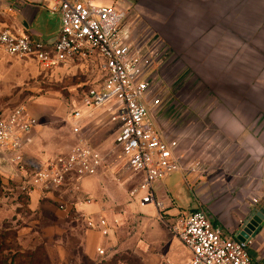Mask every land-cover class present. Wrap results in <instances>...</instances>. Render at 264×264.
I'll return each mask as SVG.
<instances>
[{
  "label": "rangeland",
  "instance_id": "rangeland-1",
  "mask_svg": "<svg viewBox=\"0 0 264 264\" xmlns=\"http://www.w3.org/2000/svg\"><path fill=\"white\" fill-rule=\"evenodd\" d=\"M104 1L125 9L129 14V21H136L138 29L142 31L148 29L144 18L152 20L150 11H156L159 0ZM174 1L168 2L173 6L176 5ZM241 1L251 8H264V0ZM95 3L98 4L97 1ZM42 14L34 26L47 42L57 36L61 18L58 13L48 9H44ZM241 18L243 20V17ZM259 18L264 19V10ZM254 20L253 15L246 14L245 20L240 22L243 25L240 26V40L245 43L244 58L239 63L240 78L237 75L219 79L198 77L190 70L189 63L170 62L164 67L163 85H160L165 87V90L168 88L170 92L163 95L162 90L157 89L156 95L163 99L161 106L166 108L161 111L157 109L154 119L159 132L165 133L170 139H181L180 152L186 167L192 162H202L204 167H221L223 161H219L215 166L212 162L207 164L206 161L207 158L211 159L212 153L221 154L225 146L221 131L211 121L212 118L223 122L237 118L239 113L242 117L253 118L254 111L248 108L259 105L264 109V20ZM257 26L261 29H256ZM234 27L237 25L231 22V34H236ZM237 65L229 64L230 68H236ZM205 66L206 64L203 65V70ZM211 67L212 64H207L209 74H212ZM105 75L98 57L88 60L75 59L67 66L59 68H45L32 60H19L0 49V113L8 114L19 106H26L41 122L38 108L49 106L53 110L48 115L49 119L56 118V113L60 112L67 118L72 109L82 106L90 89L102 84ZM229 90L234 93H229ZM242 105L246 106L245 111L240 109ZM56 110L58 111L55 112ZM57 117L59 119V116ZM96 122L87 128L86 135L92 140V135L100 132V144L111 142L120 124L110 126L109 120L100 119ZM67 134L64 142L66 146H73L75 138L70 139L71 130ZM59 145L53 152L56 155L64 152ZM13 164L11 160L5 163L0 161V200L2 205L14 210L12 214L16 219L19 214L24 216L29 213L28 182L31 171L21 178L18 175L20 167L15 165V168ZM23 167L26 170L31 168L27 163H24ZM188 170L173 172L157 184L155 193L166 206V210L161 214L152 205H140L139 197L130 196L129 191L140 184V177L121 167H118L116 172H109L114 182L127 183L129 190L122 185L111 186L112 193L116 192L126 203H119L108 213L113 229L110 237L104 239L101 245L107 250L105 257L93 253L84 254L83 249L78 248L77 242L74 241L58 243L62 245L60 248L42 245L35 249L26 248L18 239L17 229L14 227L16 225L6 220L0 228V264H188L189 250L168 227L177 217L189 215L196 205L192 176H189ZM83 180L81 179V182ZM50 203L42 209L45 214H51V217L57 220L59 218L54 214L57 209L60 210V204ZM159 217H164L165 223L160 221ZM26 240L28 243L27 238ZM63 251L67 253L66 258L63 257ZM248 252L253 256L251 246L248 247Z\"/></svg>",
  "mask_w": 264,
  "mask_h": 264
},
{
  "label": "crops",
  "instance_id": "crops-1",
  "mask_svg": "<svg viewBox=\"0 0 264 264\" xmlns=\"http://www.w3.org/2000/svg\"><path fill=\"white\" fill-rule=\"evenodd\" d=\"M43 1L0 0V28H9L19 35H28L36 40L44 41L34 26L38 18L43 15L44 9L50 11L49 5ZM96 1L98 4L110 3L104 0ZM168 1L170 0L157 1L156 11H150L152 20L147 17L144 18L146 27L151 30V32L149 30V37L152 40L148 41L154 44L159 53L157 64L154 66L156 81L151 89V95L159 98L156 95L157 89H161L163 95L170 92L168 88L165 90V87L160 85H163L164 67L170 62L174 64L178 62L189 63L190 70L198 77L219 79L237 75L240 78L239 63L244 58L245 51V43L240 40V26H243L240 22L245 20L246 14L253 15L254 21L258 18L261 22L264 19L259 17L264 8H251L247 6L246 2L242 3L241 0H175L176 5L173 6ZM231 22L237 25L233 28L236 34L230 32ZM125 27L131 28L134 35L148 30L141 31L138 29L137 22L129 21V17ZM256 29H261V27L257 26ZM230 63L238 65L236 68H230ZM205 64V70H203ZM207 64H212V74H209ZM228 92L234 93L231 90ZM160 99L162 105L163 99ZM115 106L114 103L108 104L95 111L92 116L86 115L81 122V132L78 135L73 133L71 122L73 109L67 118L63 112H60L56 113L59 119L57 116L56 118L53 117L54 119H49L48 115L53 110L49 106L41 108L39 106L40 114L38 116L41 122L33 115L38 120V125L25 137L21 150L18 153H12L0 148V161L5 163V161L11 160L14 166L18 165L20 167L18 175L21 178H24L28 171H31L28 182L30 185L27 206L29 213L24 216L19 214L15 219L14 214H12L14 210L4 204L2 205L0 200V228L3 227L6 220L14 223L21 245L30 249H35L40 245L60 248L62 245L58 243L64 244L68 241H74L77 242L78 248L83 249L84 254H98L97 249L102 247V242L108 237H103L97 231L89 229L79 216L87 215L97 218L98 215L105 214L111 221L108 213L113 211L119 203H126L122 197L116 195V192L112 193L111 186L113 184L122 185L129 190L128 184H118L109 175V172H116L118 167L124 169L123 158L120 156L108 157L105 165L95 175L83 178L82 182L81 180L78 182V192H73L71 186L70 188L48 191L32 186L30 181L32 174L38 168L58 156L67 155L81 139L87 140L93 147L106 154L112 147L120 126L114 133L111 142L106 141L101 144L99 143V139L102 138L100 132L92 135V140H90L86 135V130L89 126L95 125L97 119L100 121L109 120L110 126L119 124L112 121ZM77 108L83 114H87L89 110L83 105ZM165 108L160 106L154 109L152 112L153 119L157 109L161 111ZM240 109L245 111L246 106L242 105ZM248 110L254 111L253 118L242 117L239 113L237 118L233 117L223 122L217 118L211 120L221 131L225 146L221 150V154L212 153L211 159L207 158L206 161L207 164L212 162L214 166L219 161H223L221 167H209V165L204 167L202 162H192L189 167H186L182 162L183 155L180 152L181 139L174 138L178 142L176 153L181 159L182 169L179 171L189 169V176H192V189L196 198V205L190 213L197 209L205 210L214 225L222 227L226 235L235 239L239 224L246 219L251 209L264 205V109L259 105H254ZM94 118L95 120H93ZM70 130L72 135L69 137L72 140L75 138V144L66 146L64 141L68 137L67 132ZM160 133L168 137L165 133ZM58 145L64 152L56 155L53 152ZM17 156H21L20 161L16 160ZM24 163H27L31 168L26 170L23 167ZM134 176L140 177L142 181L141 174H134ZM159 182L156 183L154 191ZM132 191H129L130 196L132 198L139 197L140 202L141 195L134 196ZM50 202L65 204L75 208V210L70 213L69 210L63 211L59 208L60 210L57 209L54 214L59 219L55 220L51 214H45L42 209L43 206L50 205ZM26 238L28 243H26ZM251 248L254 253L253 256L251 255L254 263L264 264V228L252 240ZM66 254V251H63V257L66 258Z\"/></svg>",
  "mask_w": 264,
  "mask_h": 264
},
{
  "label": "built area",
  "instance_id": "built-area-1",
  "mask_svg": "<svg viewBox=\"0 0 264 264\" xmlns=\"http://www.w3.org/2000/svg\"><path fill=\"white\" fill-rule=\"evenodd\" d=\"M43 2L49 5L51 12L60 15L57 37L45 42L0 28V49L19 60H32L45 68H59L75 59L98 57L106 75L99 87L86 94L82 105L89 109L87 114L77 107L72 110L73 133L80 134L86 115L92 116L112 103L116 105L112 121L118 122L120 127L106 154L81 139L67 155L58 156L38 168L31 176L32 186L48 191L71 186L73 192H78L81 179L95 175L108 157L120 156L125 170L142 175V181L132 194L141 195L142 206L152 205L163 213L166 206L156 197L154 187L182 166L176 153L178 142L163 136L153 119L152 112L161 106V99L151 95L159 53L149 42L152 40L150 32L134 35L131 28L125 27L129 14L115 4H97L94 0ZM37 125L38 120L26 106H19L8 114L0 113V148L18 153L25 137ZM16 160L20 161L21 156ZM59 208L70 213L75 210L65 204ZM79 218L89 229L110 237L112 223L105 214L97 218L87 215ZM159 218L165 223L164 217ZM168 227L189 250L188 264H255L248 252L252 241L243 243L226 235L203 209L177 217ZM97 253L100 257L107 255L103 247H99Z\"/></svg>",
  "mask_w": 264,
  "mask_h": 264
},
{
  "label": "water",
  "instance_id": "water-1",
  "mask_svg": "<svg viewBox=\"0 0 264 264\" xmlns=\"http://www.w3.org/2000/svg\"><path fill=\"white\" fill-rule=\"evenodd\" d=\"M264 228V205L251 209L246 219L239 224L236 239L248 243Z\"/></svg>",
  "mask_w": 264,
  "mask_h": 264
}]
</instances>
